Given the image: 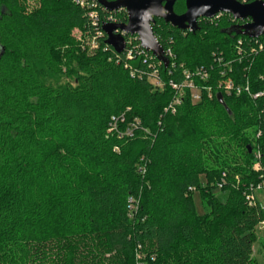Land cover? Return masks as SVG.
<instances>
[{
	"label": "trees",
	"instance_id": "obj_1",
	"mask_svg": "<svg viewBox=\"0 0 264 264\" xmlns=\"http://www.w3.org/2000/svg\"><path fill=\"white\" fill-rule=\"evenodd\" d=\"M88 1L0 0V264H259L264 210L246 197L264 181V35L239 33L250 20L228 14L195 32L156 19L165 64L131 36L121 54L108 46L102 26L127 13ZM186 73L201 100L186 88L173 113L170 83Z\"/></svg>",
	"mask_w": 264,
	"mask_h": 264
},
{
	"label": "water",
	"instance_id": "obj_2",
	"mask_svg": "<svg viewBox=\"0 0 264 264\" xmlns=\"http://www.w3.org/2000/svg\"><path fill=\"white\" fill-rule=\"evenodd\" d=\"M108 11L125 10L127 23H105L102 31L107 37L106 44L118 54L126 48L125 37L137 36L144 50L152 53L157 60L167 63L165 52L153 33L156 19L181 31L198 30V21L213 19L220 14L231 15L235 20L246 21L247 24L236 27L239 33L250 38L264 35V2L256 0L252 3H241L239 0H185L186 11L183 14L175 12L178 0H96ZM220 102L222 97L219 96Z\"/></svg>",
	"mask_w": 264,
	"mask_h": 264
},
{
	"label": "built area",
	"instance_id": "obj_3",
	"mask_svg": "<svg viewBox=\"0 0 264 264\" xmlns=\"http://www.w3.org/2000/svg\"><path fill=\"white\" fill-rule=\"evenodd\" d=\"M260 1H263L264 0H260ZM77 3L81 6V7H84V8H87V9H90V10H93L95 8V5L91 2H89L88 0H77ZM221 15V14H220ZM89 17L90 19L93 21V25L94 27L98 28V14L94 11H92L90 14H89ZM105 23H115L117 24L116 22L114 21H106ZM102 31V29H101ZM99 35L101 36H105L104 32H99L98 33ZM118 34H121L122 36L126 37L128 35H125L124 33H121V32H118ZM134 38L135 40H138V37L137 36H131L129 38V41H128V44L131 45L132 42H131V38ZM131 39V40H130ZM94 40L96 41V38H94ZM140 43V41H139ZM90 47V50L91 51H94L96 50V46H89ZM140 48L142 49L143 53H149L148 51L144 50L141 46V43H140ZM258 48L259 50H264V42L260 43L258 45ZM126 57L128 59H132V50H129L126 52ZM132 71V70H131ZM195 75L197 77H199L201 80H207L208 79V74H207V71L204 70V69H198L196 72H195ZM131 76L134 77L135 76V72H131ZM186 76V80L183 84L181 85H177L173 82L170 83V85L172 86V88L177 92V95L175 96L174 100L172 101V103L170 104V106L167 108V110H171L173 113L176 112V108L177 106H179L181 104V99L183 97V94H184V91L185 89H189L191 90L192 92V95H193V101L194 102H199L201 100V94H200V90L198 89V87L196 86V84L194 83V81L192 80V75L190 73H186L185 74ZM149 80L150 82L157 88L159 89H162L164 87V83L161 81L160 77H159V73L156 71L154 72L150 77H149ZM224 90L226 92H231V91H234L236 90L237 93H240L241 92V89L240 88H235L234 85L232 84L231 81H228L224 87ZM246 90L248 91V88H246ZM210 92V91H209ZM261 95H264V93H261V94H257L254 96V98H257ZM126 114H123L119 117H114L112 118V122H111V131L112 130H117L118 128V125L121 124V123H124L126 122ZM140 123L139 122H134V123H130L129 127L127 128V131H126V136L128 137H133L134 136V131L139 127ZM221 188V186H220ZM192 190V189H191ZM261 191H264V181L262 183H260L256 188H255V194L257 192H261ZM249 195L246 197L247 201L249 202L250 205H254L255 202H256V195ZM264 229V222H262L260 224V230Z\"/></svg>",
	"mask_w": 264,
	"mask_h": 264
},
{
	"label": "rangeland",
	"instance_id": "obj_4",
	"mask_svg": "<svg viewBox=\"0 0 264 264\" xmlns=\"http://www.w3.org/2000/svg\"><path fill=\"white\" fill-rule=\"evenodd\" d=\"M28 5H29V9L30 8H34L36 5H38V0H28ZM77 34V37L78 38H82L86 44H88L89 46H96L97 45V42L91 38V37H85L83 35V33L81 32H76ZM96 49H98V45L96 47ZM51 84H54V85H63L66 83V80L64 78H61V79H52L50 81ZM196 103V102H195ZM134 122H139V119L137 118H134L131 123H134ZM257 166L255 165L254 166V170H256ZM256 198L258 200V202L261 204L263 210H264V191H261V192H257L256 194ZM193 200H194V204H195V209H196V212L199 216H203L206 211H208V208L206 207L205 203H203V199L201 197V194L200 193H194V196H193ZM257 237H258V241L256 242L254 248H256L255 250V253H256V260L260 262V264H263L262 262V251L264 249V230L260 231V229L257 231ZM259 252H261V254H259ZM264 254V253H263Z\"/></svg>",
	"mask_w": 264,
	"mask_h": 264
},
{
	"label": "crops",
	"instance_id": "obj_5",
	"mask_svg": "<svg viewBox=\"0 0 264 264\" xmlns=\"http://www.w3.org/2000/svg\"><path fill=\"white\" fill-rule=\"evenodd\" d=\"M257 199V198H256ZM257 202H258V200H257ZM259 203V202H258ZM260 204V203H259ZM261 205V204H260ZM262 230H264V229H262ZM262 230H260V231H262ZM255 250H256V248H254V258H255V256H256V253H255ZM263 253H264V249H263V251H262ZM262 253V262H263V264H264V254ZM259 254H261V252H259ZM256 259V258H255ZM258 263L260 264V262L258 261Z\"/></svg>",
	"mask_w": 264,
	"mask_h": 264
}]
</instances>
